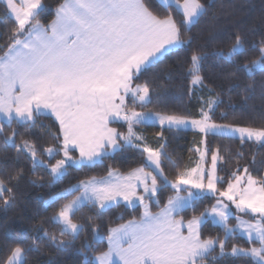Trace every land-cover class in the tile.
Here are the masks:
<instances>
[{
	"label": "snow or ice",
	"instance_id": "snow-or-ice-1",
	"mask_svg": "<svg viewBox=\"0 0 264 264\" xmlns=\"http://www.w3.org/2000/svg\"><path fill=\"white\" fill-rule=\"evenodd\" d=\"M158 2L166 15L153 11L145 0H63L55 18L44 24L40 19L42 0H0L5 14L14 22L8 43L0 45V49L6 48L0 55V117L11 129L0 149L15 148L26 154L33 174L35 167H44L51 177L49 187L62 183L69 168L80 170L102 164L111 153L125 147L139 149L144 158L142 166L127 174L110 169L106 177L81 179L54 193L46 203L53 206L64 201L51 217L59 225V237L45 231L33 239L24 233V239L31 240V244L25 247L17 243L0 256V264H27V254L38 250V241L45 238L57 250L66 248L64 237L75 240L84 230L75 218L86 205L107 210L121 201L133 208L138 203L143 208L140 220L108 228L107 251L91 260L85 254V264H205L209 257L217 260L225 255L245 258L249 264H264V176L257 177L249 167L241 169L239 164L235 171L220 175L225 158L218 148L210 149L201 140L203 150L194 149L199 153L195 166L178 170L175 180L169 181L164 161L176 165L165 151L166 143L153 147L135 131V125L155 119L162 127L191 126L205 136H238L241 144L264 146V127L217 124L212 115L219 106L215 98L204 102L199 118L176 113L153 116L137 112L134 106L129 108L128 97L133 105L138 103L141 107L151 102L148 83L139 84L136 80L171 52L186 44L190 46L185 32L207 11L201 0ZM173 7L181 14L179 22L168 11ZM258 51L259 59L238 65L237 70L249 77L256 72L264 74V42ZM246 53L243 37L237 32L227 52L219 50L211 55L237 63V57ZM207 59V53L192 51L189 75L193 86L203 84L200 71ZM45 114L54 117L59 125V135L53 137L58 145L42 149L47 161L40 158L41 150L35 141L22 138L17 144L15 137L19 133L12 128L13 123L35 126ZM118 120L127 123L126 133L110 126ZM3 132L0 124V135ZM156 136L163 140V132ZM73 151L78 152V157L72 155ZM240 158L242 154L237 160ZM22 176V170L18 171L9 181ZM169 187L175 195L169 196L161 211L153 214L149 201ZM205 193L215 197V204L185 221L180 214L189 209L194 212ZM12 199L13 188L0 178V200L8 206ZM233 206L236 213L252 219L234 216ZM209 217L223 228L225 239L202 238V225ZM233 218L235 226L229 223ZM92 232L93 242L98 244L102 239L99 230L94 227ZM238 232L246 235L247 243H258L259 247L233 245L231 252L226 253L228 239ZM83 246L93 248L87 241ZM217 246L219 257L212 256Z\"/></svg>",
	"mask_w": 264,
	"mask_h": 264
},
{
	"label": "trees",
	"instance_id": "trees-1",
	"mask_svg": "<svg viewBox=\"0 0 264 264\" xmlns=\"http://www.w3.org/2000/svg\"><path fill=\"white\" fill-rule=\"evenodd\" d=\"M62 1L42 0L44 5L40 17L42 23L47 24L53 18L57 6ZM145 2L159 15L167 14L158 0H145ZM201 2L205 4L206 14L185 32V39L190 40V46L186 44L179 50L171 52L161 62L142 72L136 80V83H148L151 102L141 107L138 103L133 105L132 101H128V106L197 117L204 102L211 97L219 101V106L212 113L215 121L264 127V74L256 72L249 77L245 72L237 70L238 65L250 64L260 57L258 49L264 42V0H201ZM168 11L172 12L178 22L181 20V14L177 9L173 7ZM13 27V18L5 14L4 5L0 3V45L6 46ZM237 32L243 37L247 48L245 55L237 57V63L217 59L211 55L219 50L226 52L234 42ZM4 50L6 48L0 49V55ZM194 50L208 54V59L203 63L200 71L203 84L198 86L191 85L192 77L189 75L190 57ZM0 124L4 128L3 135H0V145H2L4 137L11 132V129L6 120L0 118ZM111 125L117 126L122 132L127 130V124L119 121ZM12 128L19 133L15 137L16 143L19 144L22 138L35 141L41 150V158H46L42 152L43 148L58 145V141L53 137L59 135V125L50 115L40 116L35 126L13 123ZM135 131L153 147H158L159 143H166L165 151L176 165L173 167L168 161H164L165 174L170 179L176 178L178 170L194 165L197 157L194 149L203 139L210 149L218 148L225 158L220 175L224 176L228 172L235 171L239 164L241 169L245 166L249 167L252 174L257 177L264 176V146L252 142L241 144L238 136L236 138L212 134L205 136L195 129L162 127L159 124L146 122L135 125ZM158 132H163V140L156 136ZM238 154H242L239 160H237ZM142 164L141 151L135 147H125L123 150L111 153L102 164L80 170L69 168V175L62 183L49 187L51 177L44 167H35L33 174L32 162L26 154L17 152L15 148L0 149V178L5 179L7 186L14 190V199L8 206L0 200V256L6 255L8 249L17 243H22L25 247L30 245L31 240H25L24 233L33 239L43 236L45 231L54 232L59 237V225L53 223L51 217L59 207V203L64 201L53 206L46 203L54 193L78 183L81 179L102 176L110 169L125 172ZM21 170L22 178L9 181L10 176L14 177ZM33 180L36 181L35 184L31 183ZM171 190L169 187L158 194L160 200L163 201ZM213 200V196L205 193L197 202L194 212L189 209L180 215L184 218L197 215ZM138 215L139 205L133 208L121 202L107 210L86 205L75 218L84 228L79 236L75 240L70 236L64 237L68 243L62 250H57L47 238L39 240V249L27 254V264H85V254L91 260L95 252L105 247L107 230L110 226ZM94 227L99 230L102 237L98 244L93 242ZM201 231L202 237L225 239L223 228L209 218L202 225ZM86 241L93 244L92 249L84 248ZM246 241L247 239L242 235L236 234L234 238L228 239L225 252L230 253L234 244H249ZM212 256L219 257L218 246ZM205 264H249V262L245 258L225 255L217 260L209 257Z\"/></svg>",
	"mask_w": 264,
	"mask_h": 264
},
{
	"label": "rangeland",
	"instance_id": "rangeland-1",
	"mask_svg": "<svg viewBox=\"0 0 264 264\" xmlns=\"http://www.w3.org/2000/svg\"><path fill=\"white\" fill-rule=\"evenodd\" d=\"M229 50V49H228ZM227 50V51H228ZM226 51V52H227ZM256 59H259V57L258 58H256ZM255 59V60H256ZM251 64V63H250ZM191 81H192V79H191ZM139 84H143V83H139ZM191 85H192V83H191ZM199 85V84H198ZM198 85H195V86H198ZM128 101H132V99H131V97H128L127 98V101L126 102H128ZM129 108H131V107H129ZM135 110L137 111V112H144V113H151V114H153V116H155V114H161V115H164V114H172V113H165V112H159V111H153V110H144V109H139V108H135ZM190 118H199V116H197V117H193V116H189ZM1 119H3V120H6L5 118H2V117H0ZM119 122H122V123H124V124H127L125 121H123V120H118ZM215 121V120H214ZM146 123H155V124H159V122L157 121V120H155V119H153V120H149V121H145ZM217 124H231V123H226V122H220V121H215ZM160 125V124H159ZM231 125H234V126H237V127H245L244 125H238V124H231ZM110 126H112V127H115V128H117L118 129V127L117 126H115V125H110ZM165 126H167V125H165ZM251 127H254V126H251ZM180 128H189V129H193L191 126H188V127H180ZM119 130V129H118ZM120 131V130H119ZM122 132V131H121ZM125 133L127 132V130L126 131H124ZM204 140V139H203ZM205 141V140H204ZM49 147V146H48ZM198 147H200L201 148V150H203V145H199ZM197 153V152H196ZM72 155L74 156V157H78V152H76V151H73L72 152ZM41 158V157H40ZM59 158H61L60 156L57 158V159H59ZM41 159H43V160H45V161H47L48 160V158H47V156H46V158H41ZM144 159V158H143ZM199 159V153H197V157H196V160H198ZM55 161L53 160V161H51V163H54ZM140 166H142V165H137V166H135V167H133V168H136V167H140ZM195 166V163H194V165L193 166H191V167H194ZM133 168H131L130 170H128V171H125V172H122V171H118V170H115V171H117L118 173H120V174H127L128 172H130ZM107 174H108V172L106 173V174H104V175H102V176H95V177H97L98 179L99 178H102V177H106L107 176ZM92 177V176H91ZM90 178V177H89ZM87 179V178H86ZM168 180L169 181H173V180H175V179H170V178H168ZM77 195L79 194V193H76ZM181 195H187V193L186 192H181L180 193ZM173 195H175V193H174V191L173 190H171L170 191V193L166 196V198L163 200V201H161L160 200V197H159V195H158V197L157 198H155V199H153L152 201H149V203H150V207H151V212L153 213V214H156V213H159L160 211H161V209L166 205V203H167V200H168V197L169 196H173ZM156 199H158L159 200V203L157 204L156 203ZM122 203H124L123 201H121ZM215 202H216V199H215V197H214V200L212 201V203L208 206V207H206L202 212H204L206 209H210L211 208V206L213 205V204H215ZM137 205H139L138 203H137ZM201 212V213H202ZM142 213H143V208L139 205V215L138 216H134V217H130V218H128V219H126V220H124V221H122V222H118V223H116V224H114V225H112V226H110V227H116V226H118V225H120V224H125V223H127L129 220H133V219H135V220H137V221H139L140 220V218H141V216H142ZM201 213H199V214H197L196 216H199ZM233 213H234V216L235 215H241V217H242V219H244V220H251L252 218L250 217V216H246V215H243V214H240V213H236L235 212V208H234V206H233ZM192 217V216H191ZM191 217H189V218H184L185 219V221H187L188 219H191ZM177 218H179V217H177ZM209 219L212 221V222H214L213 221V219L211 218V217H209ZM215 223V222H214ZM229 223H230V225L231 226H235L236 225V220L233 218V219H231L230 221H229ZM217 224V223H216ZM99 234H100V232H99ZM237 234H240V235H242L245 239H247V237H246V235L245 234H243V233H241V232H238ZM100 236H101V234H100ZM202 238H204V239H207V238H209V237H202ZM213 239H215V237H212ZM234 245H236V246H238V247H242V248H250V247H259V244L258 243H256V244H247V245H238V244H234ZM16 246V245H15ZM107 248H108V243H107V237H106V245H105V247H103L101 250H99V251H97V252H95L94 254H93V258H94V256L95 255H97V254H99L100 252H104V251H107ZM232 248V247H231ZM230 252H231V250H230Z\"/></svg>",
	"mask_w": 264,
	"mask_h": 264
},
{
	"label": "crops",
	"instance_id": "crops-1",
	"mask_svg": "<svg viewBox=\"0 0 264 264\" xmlns=\"http://www.w3.org/2000/svg\"><path fill=\"white\" fill-rule=\"evenodd\" d=\"M181 2H182V0H181ZM61 3H63V1H62ZM58 6H59V5H58ZM58 6H57V7H58ZM56 9H57V8H56ZM55 13H56V11H55ZM54 18H55V15L53 16V18H52L51 20H53ZM51 20H50L48 23H50ZM48 23H47V24H48ZM2 55H3V54H2Z\"/></svg>",
	"mask_w": 264,
	"mask_h": 264
}]
</instances>
